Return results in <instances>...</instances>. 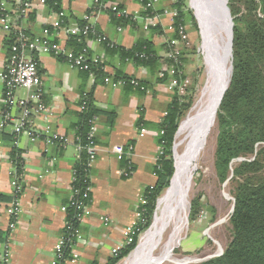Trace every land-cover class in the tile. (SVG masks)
I'll return each mask as SVG.
<instances>
[{"label": "crops", "instance_id": "crops-1", "mask_svg": "<svg viewBox=\"0 0 264 264\" xmlns=\"http://www.w3.org/2000/svg\"><path fill=\"white\" fill-rule=\"evenodd\" d=\"M31 1V14L21 21V25L31 35L45 36L46 29L60 23L61 15L41 0ZM94 2L61 0V7L73 21L74 17H83ZM112 3L122 5L126 13L135 15L138 26L119 30L103 10L91 14L90 24L108 40L126 48L134 46L139 38L149 36V32L143 29L146 19L141 16L143 5L138 0H116L108 5ZM8 7L12 10V21L17 22L12 3ZM157 8L170 7L169 3L160 2ZM153 18L149 24H161L167 34L154 36V43L160 56L168 57L163 44L167 40L178 44V40L171 39L173 18L165 14ZM187 28L190 34V24ZM50 37L67 46L64 29L50 34ZM5 40L6 37L0 34V72L9 53ZM87 45L91 56L104 62L108 79H97L51 54L39 56L46 111L33 116L32 120L39 130L50 127L53 132L66 135L69 138L67 145L47 143L45 136L35 140L27 134L16 136L12 126L0 129V230L6 232L4 241L0 242V255L5 250V243H8V264H51L55 257V246L63 233L66 209L73 196L74 167L80 156L75 143V126L79 120L82 93H92L95 105L101 111L95 123L98 151L90 170L92 200L86 206L80 223L82 238L74 244L78 257L66 264H108L109 258L130 242L133 227L141 217V199L146 189L157 182L155 166L160 151L159 123L167 112L173 89H170L169 82H159L158 71H150L124 60L113 54L104 42L88 38ZM167 68V64H162V70ZM117 72L145 82L148 92L116 84L113 76ZM4 89L0 79V109L4 106ZM29 94L26 89L15 91L17 98H26ZM13 113L19 115L20 109L15 107ZM109 113L115 114L112 125ZM15 146L21 152L23 163V191L16 227L11 229L9 225L17 179L12 157ZM118 146H132V151L118 153ZM129 163L132 172L126 176L124 170Z\"/></svg>", "mask_w": 264, "mask_h": 264}, {"label": "trees", "instance_id": "trees-1", "mask_svg": "<svg viewBox=\"0 0 264 264\" xmlns=\"http://www.w3.org/2000/svg\"><path fill=\"white\" fill-rule=\"evenodd\" d=\"M114 1L116 0H95L93 6L87 10L83 17H74L73 21H70V17L61 7V0H45V4L51 9L59 14L63 13L61 27L77 24L82 29L81 33L71 35L68 38L66 46L68 50L75 54L86 49L84 54L90 68L80 70L94 75L97 79L103 78V80H106L109 78L105 72L104 62L91 56L87 39L93 38L104 42L113 54H118L124 60L132 61L138 66L148 68L150 71H158L159 82H169L172 77L178 80V84L173 88L174 94L167 112L159 123L158 143L162 148V154H159L155 166L157 182L152 187H148L144 193L146 202L141 206V217L133 227L130 242L110 257L108 264H118L129 256L137 247L141 234L148 229L155 219L159 197L169 187L176 171L174 147L180 123L194 103V98L184 94L182 90V86L188 78L185 70L187 57L184 51L178 52L177 60L173 57L164 58L160 56L154 43V36L167 35L161 24H150L147 29L143 26V29L149 32V36L139 38L134 46L126 48L108 40L85 18L86 15L91 16L96 11L103 10L109 14L112 23L118 28L137 27L136 16L126 13L122 5H118L117 10H113L108 5L109 2ZM138 1L143 5L141 16L144 20L165 14L166 8H157L160 2H167L169 3V9L177 10V15L173 18L171 39L178 40V43L182 41L183 34L189 35L188 24L191 28L197 29L196 18L192 10L189 9L187 0H159L153 5L151 0ZM7 3L8 5L12 3L15 7L16 2L7 0ZM227 4L234 23L233 69L230 83L219 104L216 115L218 133L215 149V168L221 181L229 180L232 175L235 184L233 192L234 211L229 219L232 232L221 255L196 262V264H264V0H228ZM30 14L31 12L24 17L19 16L17 13L18 21L15 23L21 24V21L28 18ZM85 28H87L86 33L83 31ZM58 29L56 27L46 29L47 36L52 42H58L50 37V34L56 33ZM28 34L34 36L29 31ZM13 40V35L5 40L8 52H10ZM170 42L171 40H167L163 44L166 53H175L179 45H173ZM58 58L68 62L64 56ZM162 64H167L168 67L174 66L175 73L170 74L168 70H162ZM113 78L116 84L126 89H135L142 93L148 92L147 84L134 77L117 72ZM133 80L137 81L138 84H134ZM79 104V120L75 126V137L78 139L76 144H80L83 149L74 167L76 169V179L73 185L75 189L79 190L78 197L83 201V206L86 208L92 200L91 166H89V155L86 146L90 142L89 135L92 126L96 123L101 111L95 105L93 94L89 92L82 93ZM109 114L112 125L115 114ZM93 139L97 144L96 136ZM20 153L16 146L13 147L12 157L16 167V186H19V189L15 190L14 197L19 198L23 191V163L21 162ZM236 160L239 161L234 165ZM89 187L91 190H89ZM71 200L66 211L67 220L73 221L78 210L71 205ZM199 212L200 200L196 199L192 202V217L197 216ZM74 222L76 225L78 224L77 221L74 220ZM5 237L6 232L0 230V242H3Z\"/></svg>", "mask_w": 264, "mask_h": 264}, {"label": "built area", "instance_id": "built-area-1", "mask_svg": "<svg viewBox=\"0 0 264 264\" xmlns=\"http://www.w3.org/2000/svg\"><path fill=\"white\" fill-rule=\"evenodd\" d=\"M159 0H151L152 5L157 3ZM45 4V0H41ZM113 10H117L118 5L112 3L109 5ZM16 13L19 16H27L32 10V1L20 0L16 2L14 7ZM11 9L8 7L7 0H0V34H3L6 38L13 35V44L11 46L10 52L6 59V63L2 71L0 72V79L2 80L5 91H4V106L0 109V129L5 126H12L14 134H27L31 139L35 140L41 136H45L47 143L54 144L59 143L65 146L69 143V138L60 133L53 132L50 127H46L43 130H39L35 127L33 123V116L41 115L46 111V106L44 104V88L42 76L40 73V61L39 56L41 54H51L56 57L64 56L67 59V63L72 68L77 69H89L90 65L87 63L85 57L84 49L83 52L75 54L74 52L67 49L66 46L60 44L59 42H52V40L47 36H30L26 28L12 21ZM120 13V12H119ZM122 13V12H121ZM165 15H170L172 18L177 15L176 9H165ZM61 16L63 13L60 14ZM90 15H86L87 20L90 19ZM154 20L153 17L147 18L144 28L147 29L149 21ZM60 23L56 25L58 30L64 29L67 38L71 35L81 33L82 29L77 24H71L66 27H61ZM87 28L83 31L86 33ZM121 30V28H119ZM186 34H183L185 37ZM175 44V42H173ZM173 44V45H174ZM179 51L175 50V53H168V57H173L177 60V54ZM166 70L170 74H174V66H169ZM163 76V73H162ZM134 84H138L137 81L133 80ZM178 84V80L174 77L169 80V87L172 90ZM17 89H26L30 94L26 98H17L15 96V91ZM20 109L19 115L13 113L14 108ZM95 136V124L92 126V131L89 135V144L86 146L87 153L89 155V166L96 160L97 157V144L94 141ZM78 139L75 137V143ZM79 151L83 149L80 144H76ZM118 153L128 154L132 151V146L126 148L125 146H118L116 148ZM159 154H162V148L160 147ZM132 171V166L129 163L127 168L124 170V175L128 176ZM76 179V169L73 172V182ZM72 182V200L71 205L77 208V213L75 214L74 220H66L64 225L63 233L55 246V257L51 264H66L70 259H75L78 257V253L74 251V244L81 240L82 234L80 231V223L85 216V206H83V201L79 199V190L74 188ZM19 189V186H16ZM89 190L91 188L89 187ZM142 203L145 204L144 197L141 199ZM20 211V198L15 197L12 205V221L10 222V228L16 227V219ZM141 216V213H139ZM69 253V254H68ZM221 252L219 255H221ZM9 247L8 243H5V250L0 255V264H8L9 259Z\"/></svg>", "mask_w": 264, "mask_h": 264}, {"label": "bare ground", "instance_id": "bare-ground-1", "mask_svg": "<svg viewBox=\"0 0 264 264\" xmlns=\"http://www.w3.org/2000/svg\"><path fill=\"white\" fill-rule=\"evenodd\" d=\"M191 1L204 37L206 83L197 103L182 122L177 134L180 138L177 147L184 144L185 150L183 153L176 152V171L171 185L159 199L158 210L151 227L143 234L138 248L126 264H162L165 261L190 264L199 260L174 259L172 253L188 220L193 174L216 125L218 107L232 74V56L229 22L224 25L213 23L211 25L213 30L210 32L209 26L205 23L209 14L204 0ZM221 249L219 248L218 254L221 253Z\"/></svg>", "mask_w": 264, "mask_h": 264}, {"label": "rangeland", "instance_id": "rangeland-1", "mask_svg": "<svg viewBox=\"0 0 264 264\" xmlns=\"http://www.w3.org/2000/svg\"><path fill=\"white\" fill-rule=\"evenodd\" d=\"M187 5L189 9L192 10L194 17L196 18L197 29L190 28V34H186L182 41L177 44L179 45V47H177V51H184L187 57L186 64L188 78L184 86H182V90L184 94L190 95L194 98V103L182 119L180 126L197 103L200 93L206 83V63L205 53L203 50L204 37L202 33V27L198 17L196 16L195 10L193 9L192 1L187 0ZM217 133L218 127L215 125L208 139V145L202 152L196 164L190 190L188 220L182 231L180 241L173 249L172 256L174 259H205L208 257L218 256L220 254H218L219 248H222L221 252H223L231 237L232 226L229 219L235 202L233 194L235 184L233 182L232 175L230 176L229 180L224 182L221 181L217 175L215 168ZM179 141L180 138H178L176 135L174 147L175 161L176 152L183 153L185 150L184 144L177 147ZM239 160H236L234 165H236ZM168 188L163 191L159 199L167 192ZM196 199L200 200V212L193 218L192 202ZM222 220H225V222H221ZM151 225L148 227V229L151 227ZM148 229H146L141 234V237ZM140 240L137 247L129 254V256L121 260L118 264H126V262L138 248ZM162 264L180 263L165 261ZM190 264H196V262H192Z\"/></svg>", "mask_w": 264, "mask_h": 264}, {"label": "water", "instance_id": "water-1", "mask_svg": "<svg viewBox=\"0 0 264 264\" xmlns=\"http://www.w3.org/2000/svg\"><path fill=\"white\" fill-rule=\"evenodd\" d=\"M206 6H207V12H208V16L205 20V23L209 26V30L211 32V30H213V28H211V25L214 23L217 25H224L226 24V22H229L230 24V29H231V56H232V45H233V19L232 16L230 14V10L228 7V0H204ZM233 69V66H232ZM230 83V81H229ZM228 88V86H227ZM226 88V89H227ZM226 91V90H225ZM225 93V92H224ZM224 96V94H223ZM222 96V98H223ZM175 169H176V161H175ZM235 205V203H234ZM234 205L232 208V212L234 211ZM212 257H208L205 259H199L196 262H201L207 259H210Z\"/></svg>", "mask_w": 264, "mask_h": 264}]
</instances>
